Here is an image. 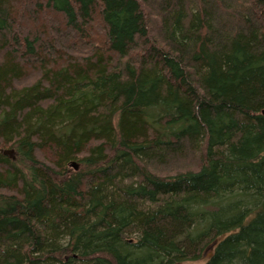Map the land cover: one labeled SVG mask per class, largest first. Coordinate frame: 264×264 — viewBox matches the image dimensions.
<instances>
[{"label": "trees", "instance_id": "obj_1", "mask_svg": "<svg viewBox=\"0 0 264 264\" xmlns=\"http://www.w3.org/2000/svg\"><path fill=\"white\" fill-rule=\"evenodd\" d=\"M202 258L264 264V0H0V264Z\"/></svg>", "mask_w": 264, "mask_h": 264}, {"label": "rangeland", "instance_id": "obj_2", "mask_svg": "<svg viewBox=\"0 0 264 264\" xmlns=\"http://www.w3.org/2000/svg\"><path fill=\"white\" fill-rule=\"evenodd\" d=\"M6 148V147H5ZM10 149H12V148H10V147H7L6 148V150H10ZM6 155V154H5ZM6 156H8V157H10V155L9 154H7ZM15 156V155H14ZM10 159H11V157H10ZM77 165V164H76ZM72 167L74 168V166L72 165ZM77 167H78V165H77ZM79 168V167H78ZM77 168V169H78ZM75 169V168H74ZM206 262V258H202V259H199V260H193V261H185V262H183V263H181V264H204Z\"/></svg>", "mask_w": 264, "mask_h": 264}, {"label": "water", "instance_id": "obj_3", "mask_svg": "<svg viewBox=\"0 0 264 264\" xmlns=\"http://www.w3.org/2000/svg\"><path fill=\"white\" fill-rule=\"evenodd\" d=\"M2 151L6 155L9 154L12 159H15V157H14V150L13 149H10V150H2ZM73 166H74L75 169L78 168L77 165H76V163H73Z\"/></svg>", "mask_w": 264, "mask_h": 264}]
</instances>
